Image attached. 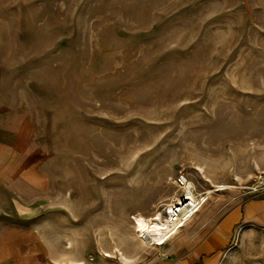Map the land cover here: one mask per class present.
Wrapping results in <instances>:
<instances>
[{"label":"rangeland","instance_id":"rangeland-1","mask_svg":"<svg viewBox=\"0 0 264 264\" xmlns=\"http://www.w3.org/2000/svg\"><path fill=\"white\" fill-rule=\"evenodd\" d=\"M0 108L44 264H264V0H0ZM179 171L211 193L142 241Z\"/></svg>","mask_w":264,"mask_h":264},{"label":"crops","instance_id":"crops-1","mask_svg":"<svg viewBox=\"0 0 264 264\" xmlns=\"http://www.w3.org/2000/svg\"><path fill=\"white\" fill-rule=\"evenodd\" d=\"M27 138L0 108V264H44L42 240L31 213L34 181L23 171ZM167 260V259H166ZM183 260V259H182ZM156 264H180L159 259Z\"/></svg>","mask_w":264,"mask_h":264},{"label":"built area","instance_id":"built-area-1","mask_svg":"<svg viewBox=\"0 0 264 264\" xmlns=\"http://www.w3.org/2000/svg\"><path fill=\"white\" fill-rule=\"evenodd\" d=\"M169 184L175 188V196L165 202L159 210L164 219L177 223L175 228L173 227L174 225H171L170 232L174 233L176 229L183 227L184 224L193 219L207 198L204 196V192L198 190L194 180L184 171H179L170 177ZM187 193L194 195L195 198L190 200L188 195H185ZM176 195L181 196V200H177ZM171 233L169 234L172 235Z\"/></svg>","mask_w":264,"mask_h":264},{"label":"bare ground","instance_id":"bare-ground-1","mask_svg":"<svg viewBox=\"0 0 264 264\" xmlns=\"http://www.w3.org/2000/svg\"><path fill=\"white\" fill-rule=\"evenodd\" d=\"M215 187H216L215 190H223L226 188H231L232 185H228V186L216 185ZM204 193H205L204 196L207 197L209 196L211 191L207 189ZM185 195H188V198L190 200H193L195 198V196L190 193H187ZM176 197L178 198L177 200H181L182 198L181 196H177V195ZM134 222H135V225H134L135 231L138 233V236L142 239V241L152 243L158 246L165 245L180 230L179 228V229H176L174 233H171L170 232L171 225H174L173 227L175 228V225L177 223L175 221L169 222L168 220L164 219L161 216L160 210H156L150 216H145V215H142L141 213H138L134 218ZM169 233H171L172 235H170ZM72 246H73V243L70 241L68 248H71ZM117 251H118V254L120 255V259L123 262V264L131 263L132 258L127 256L124 252L120 250H117ZM108 256H110V254H108ZM72 264H81V263L77 261H72Z\"/></svg>","mask_w":264,"mask_h":264}]
</instances>
